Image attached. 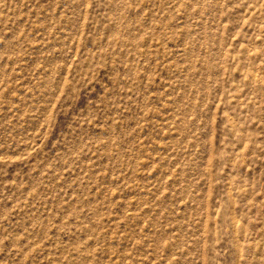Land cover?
<instances>
[{
    "label": "rangeland",
    "instance_id": "rangeland-1",
    "mask_svg": "<svg viewBox=\"0 0 264 264\" xmlns=\"http://www.w3.org/2000/svg\"><path fill=\"white\" fill-rule=\"evenodd\" d=\"M0 264H264V0H0Z\"/></svg>",
    "mask_w": 264,
    "mask_h": 264
}]
</instances>
